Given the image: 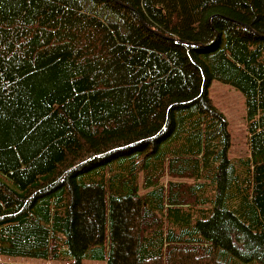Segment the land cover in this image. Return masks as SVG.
I'll list each match as a JSON object with an SVG mask.
<instances>
[{"label":"trees","instance_id":"1","mask_svg":"<svg viewBox=\"0 0 264 264\" xmlns=\"http://www.w3.org/2000/svg\"><path fill=\"white\" fill-rule=\"evenodd\" d=\"M0 257L264 264V0H0Z\"/></svg>","mask_w":264,"mask_h":264},{"label":"rangeland","instance_id":"2","mask_svg":"<svg viewBox=\"0 0 264 264\" xmlns=\"http://www.w3.org/2000/svg\"><path fill=\"white\" fill-rule=\"evenodd\" d=\"M207 95L213 106L226 120L230 134L228 156L245 157L248 155V141L246 130V109L243 94L230 84L213 80L207 88ZM167 177L164 178V181ZM1 260H15L17 262L39 264H65L62 261H52L26 257H0Z\"/></svg>","mask_w":264,"mask_h":264}]
</instances>
